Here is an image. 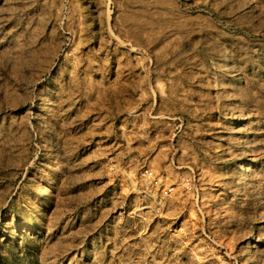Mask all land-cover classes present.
<instances>
[{"label": "rangeland", "instance_id": "obj_1", "mask_svg": "<svg viewBox=\"0 0 264 264\" xmlns=\"http://www.w3.org/2000/svg\"><path fill=\"white\" fill-rule=\"evenodd\" d=\"M0 264H264V0H0Z\"/></svg>", "mask_w": 264, "mask_h": 264}]
</instances>
